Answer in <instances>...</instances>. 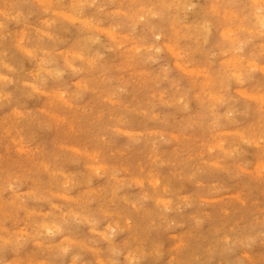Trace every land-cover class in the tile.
<instances>
[{
	"label": "clouds",
	"instance_id": "clouds-1",
	"mask_svg": "<svg viewBox=\"0 0 264 264\" xmlns=\"http://www.w3.org/2000/svg\"><path fill=\"white\" fill-rule=\"evenodd\" d=\"M0 264H264V0H0Z\"/></svg>",
	"mask_w": 264,
	"mask_h": 264
}]
</instances>
